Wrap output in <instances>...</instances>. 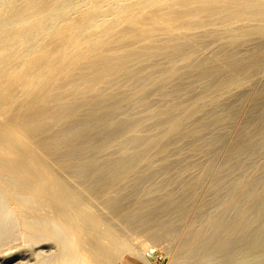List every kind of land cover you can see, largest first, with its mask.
Returning a JSON list of instances; mask_svg holds the SVG:
<instances>
[{"label":"bare ground","instance_id":"1","mask_svg":"<svg viewBox=\"0 0 264 264\" xmlns=\"http://www.w3.org/2000/svg\"><path fill=\"white\" fill-rule=\"evenodd\" d=\"M49 13L19 48L7 47L10 52L0 54V264H116L128 252L116 249L119 244L111 227L125 237L146 234L152 243L178 235L173 248L176 264H243L235 254L247 253L255 237L257 242L264 237V160L259 165L253 162L264 149V128L258 135L249 134L258 128L257 118L252 130L237 128L240 133L227 147L232 158L227 164L223 156L227 167L222 164L235 176L225 177L229 174L223 169L224 178L220 169L211 182V194L207 192L202 204L201 198L190 218L198 188L227 140L228 131L218 132V126L231 125L235 112L223 104L228 110L220 115L213 111L214 116L208 115L212 105L207 114L197 115L208 94L236 85L264 66V0H76ZM10 21L0 25V39L8 33L22 34L21 25L13 27L16 19ZM236 22H243L246 29L235 27ZM205 24L221 28H206L204 35L195 32ZM160 35L162 40L156 38ZM205 35L222 47L213 56L198 57ZM254 36L260 44L251 51L225 50L241 49ZM171 81L176 82L174 90L167 92ZM196 83L203 91L192 107H185L178 94L187 89L190 93ZM152 92L163 96L165 104L150 103ZM132 102L145 113L129 115ZM257 103L250 104L254 115L264 106ZM259 116L264 118V111ZM216 127V133H210ZM184 139L187 154L207 155L208 165L202 164L206 169L196 174L190 165L180 188L172 183L177 189L164 186H170L171 177L162 178L164 184L155 178L154 183L157 173L169 177L179 165L177 153L185 150L179 145ZM111 149L116 156L106 157ZM169 153L179 160L173 156L170 160ZM151 154L160 156L159 166ZM36 158L43 167L34 165ZM196 161L195 166L203 169ZM48 165L59 175L57 183L53 181L56 188L47 182ZM182 166L175 171L180 174L187 168ZM239 169L241 174H236ZM63 182L93 208L81 207L66 188V194L60 193ZM97 223L106 239L100 229L97 232ZM8 244L16 250L8 252ZM137 258L144 264L142 257Z\"/></svg>","mask_w":264,"mask_h":264},{"label":"rangeland","instance_id":"2","mask_svg":"<svg viewBox=\"0 0 264 264\" xmlns=\"http://www.w3.org/2000/svg\"><path fill=\"white\" fill-rule=\"evenodd\" d=\"M22 1V2H21ZM34 1V2H33ZM41 1H44L45 2V0H39V2H40V4L42 3ZM72 3H75V1L76 0H70ZM70 1H68V0H48V2H43V4H41V6L40 5H38L39 4V2H38V0H13V2H12V0H0V16H2V17H0V20H1V18H2V20L0 21V25L2 24V25H5L6 24V21L8 20H11L10 21V23L9 24H11V22L12 21H14L15 19H16V21H14V22H12L13 24H14V26L13 27H20V25H21V27H22V34H17V32H13V33H8V34H4V35H2L1 36V39H0V41H2V42H0V54H4V53H2V52H5V53H7V52H10V50H12L13 51V49H17V48H19L22 44V42H23V39L25 38V37H27L28 36V34L30 33V32H32V30L34 29V26L36 27L43 19H44V17H47V16H49V11L51 12V11H53L54 9H56V8H58L59 6H62L63 4H65V2L66 3H68V2H70ZM28 2V3H27ZM30 2H31V4L33 3V5H31L30 4ZM49 2H51V3H49ZM56 2V3H55ZM12 3H14V4H12ZM16 3V4H15ZM47 3V4H46ZM17 5V6H16ZM26 5H30L31 6V8H29L30 6H26ZM7 6V7H6ZM24 6H25V8H24ZM35 6V7H34ZM36 6L37 7H41L40 9H37L36 8ZM48 6H49V8H48ZM53 7V8H52ZM4 8V9H3ZM32 8H33V10H32ZM37 10H36V9ZM45 8V9H44ZM18 9V10H17ZM20 9V10H19ZM21 9H23V10H21ZM27 9V10H26ZM37 11V13H36V11ZM44 9V11H41V10H43ZM49 11H48V10ZM10 10V11H9ZM27 12H25V11ZM31 10V11H30ZM12 11V12H11ZM18 11V12H17ZM32 11H34V12H32ZM2 12H3V14H2ZM15 12V13H14ZM24 12H25V14H24ZM29 12H31V15H30V13ZM43 12H48V13H44L43 14ZM8 13V14H7ZM11 13V14H10ZM18 13V14H17ZM20 13V14H19ZM33 13H34V15H33ZM7 14V15H6ZM27 14V15H26ZM29 14V15H28ZM40 14V15H39ZM42 14V15H41ZM36 15V16H35ZM39 16V17H38ZM44 16V17H43ZM7 17V18H6ZM14 17V18H13ZM20 17H22V18H20ZM27 17V18H26ZM27 20V22L24 20ZM29 18V19H28ZM18 19V20H17ZM21 19L23 20V21H21ZM42 19V20H41ZM4 20V21H3ZM31 20V21H30ZM41 20V21H40ZM3 21V22H2ZM17 22V23H16ZM23 22V23H22ZM255 21H253V22H250L251 24L252 23H254ZM256 22H258V21H256ZM255 22V23H256ZM20 23V24H19ZM28 23V24H27ZM34 23V24H33ZM7 24H8V22H7ZM24 24V25H23ZM242 24H244L243 22H236V23H234L233 25L235 26V27H241L242 26V30H245L246 29V26H243ZM2 25H1V27H2ZM32 25V26H31ZM241 25V26H240ZM23 26H24V29H23ZM215 26V27H214ZM217 26V27H216ZM221 28V25H219V24H205V25H203V26H201V27H199L198 29H196L195 30V32L196 33H202V35H204L206 32H207V29L209 30V29H211V28H217V29H220L219 27ZM19 27L17 28V29H19ZM209 27V28H208ZM29 28V29H28ZM205 28V29H204ZM207 28V29H206ZM16 28H14V30H15ZM199 29H200V31H199ZM30 30V31H29ZM206 30V31H205ZM26 31V32H25ZM20 32V31H19ZM17 34V35H16ZM31 34V33H30ZM29 34V35H30ZM5 36H8V38L7 37H5ZM19 36V37H18ZM23 36V37H22ZM206 36V35H205ZM158 40H162L163 39V36L162 35H160V36H158V37H156ZM254 38H256L255 36H254ZM254 38H252V37H250L249 39H248V41H247V43L245 42L244 44H245V46H244V44H242V45H240V47H241V49L239 48V46L238 47H225V50L226 51H228L229 52V50L232 52V51H235V50H237L238 52H240L241 51V53H245L246 51L245 50H247V51H251L252 49L251 48H253L254 46H256V44H257V42L259 41L257 38L256 39H254ZM14 39V40H13ZM254 39V40H253ZM205 41H206V43L198 50V52H197V55L196 56H198V57H210V56H213V52H217V50H219L220 49V47H222V43H220L218 40H215V39H212V38H210V37H205ZM3 43V44H2ZM10 43V44H9ZM12 43V44H11ZM261 43H264V42H262L261 41ZM13 44H15V45H13ZM219 44H221V45H219ZM247 44V45H246ZM258 44H260V42H258ZM4 45V46H3ZM10 45V46H9ZM20 45V46H19ZM250 45H252V46H250ZM246 46H250V47H246ZM7 47L10 49V50H7ZM207 47V48H206ZM215 47V48H214ZM245 49H244V48ZM4 48V49H3ZM6 48V49H5ZM12 48V49H11ZM213 48V49H212ZM227 48V49H226ZM239 48V49H238ZM255 48V47H254ZM253 48V49H254ZM232 49V50H231ZM235 49V50H234ZM243 49H244V51H243ZM2 50V51H1ZM215 50V51H214ZM240 50V51H239ZM206 53H207V55H206ZM209 53V54H208ZM214 53V54H215ZM176 60L178 61V62H176ZM163 60H160V61H158V62H162ZM165 62V64L167 63L166 62V60L164 61ZM164 62H162L163 64H164ZM175 62L177 63V64H180L181 65V61L179 60V59H175ZM262 71V72H261ZM254 73V74H253ZM252 74H250V77L249 76H246V77H244V78H242L241 79V81L238 83V84H236V85H233V86H230V87H228V88H226V89H223V90H221V91H218V92H214V93H211V94H208L207 96H206V99H205V101H204V104L202 105V110H203V112H202V110H201V114L199 113L197 116H201V115H203L204 114V112H205V114H207L206 113V111L208 112V109H209V107L211 108L212 106H216V108H211V112H209L208 113V115L209 116H216V115H220V114H222L224 111H226V110H228V109H234L233 111L235 112L233 115V117H235V118H233V123H235V124H233L232 122L230 123L231 125H228V126H225V125H222V126H218L219 128L218 129H220V130H218V132H222V133H225L226 131H228V132H226L227 133V137H226V143L223 145V147L221 148V150H220V154H218L219 155V157H217V158H214L213 160H214V162H215V165H214V163H213V161L211 162V163H213V167H211L210 166V168H209V171L208 172H206V173H208L209 175L207 176L206 174V176L204 177V179H203V181H202V183L200 184V186H199V188H198V191H200V192H198V194H197V197L195 198V200H194V204L190 207V218L193 216V215H195V211L197 210V207H198V204L200 205V201H201V198H205L206 199V197H209V195L211 194V188H212V183L211 182H213L212 180L214 179V175L215 174H217V173H219V171H220V169L222 170V173H223V169H225L226 167H227V164H228V161H229V159H231L232 157H229L230 155H229V150L227 151V147H228V149H229V145H230V142H232V141H234V139H235V137H237L236 136V134L238 135L240 132L239 131H241V129L243 128V126H244V129H247V130H252V124L255 122V120H256V118H257V122L259 123L258 124V128L257 129H255V130H252V131H255V132H251V131H249V134H253V133H255V135H258V133H259V130L260 129H262V128H264V123L262 124V126H261V121H263L264 120V118H263V120L261 119V117L259 116L260 114H262L263 113V109H264V106H263V108H262V106H261V108L258 106V103L260 104V105H264V103H263V101H264V98H263V96H261V95H264V66H262L260 69H258V70H256L255 72H253ZM259 73V74H258ZM246 79V80H245ZM248 79V80H247ZM257 79V80H256ZM242 80H244V81H242ZM256 81V82H255ZM263 81V82H262ZM246 82H247V84H246ZM251 83V86H250V83ZM262 82V83H261ZM173 83H176L175 81H171L170 83H168L167 84V86H166V91L167 92H172V90H174V87H173V89H172V86H173ZM199 85L200 83H196V85ZM262 84V85H261ZM171 85V86H170ZM196 85H194V86H192L191 88L193 89V87L195 88V86ZM197 85V87L195 88V89H191L190 88V93L188 92V90L189 89H187L185 92L184 91H181V93H183L184 92V96H183V94L181 95V93H179L178 94V99H180L179 100V102H181L182 101V99L183 100H185L184 102L185 103H183V105L185 106V107H192L193 105H194V103L196 102V100L198 99V97L200 96V94L202 93V91H203V85L201 84V86H200V88H198L199 86ZM250 86V87H248V86ZM174 86H175V84H174ZM248 87V89H246L245 88V90H244V87ZM235 87V89H233ZM240 87V88H239ZM257 87H259V88H257ZM168 88H170L169 90H167ZM230 88V89H229ZM193 92H192V91ZM195 90V91H194ZM201 92H200V91ZM237 90V93L235 94L234 93V91H236ZM239 90V91H238ZM247 90H248V93L247 94H245L244 92H247ZM224 91V92H223ZM242 91V92H241ZM188 92V93H187ZM156 93V94H155ZM155 93H150L151 95H149V97L148 98H150V96H151V98L150 99H152L151 101L152 102H150V103H155V104H158L159 106L160 105H164L163 104V101H165L164 99H163V96H161L160 95V97H161V99H160V97H159V94L157 93V92H155ZM189 96V97H187L186 96V94ZM240 94V98H242V96H243V98L240 100V98H239V95H237V94ZM255 93V94H254ZM155 94V95H154ZM227 94V95H226ZM231 94V95H230ZM234 94V95H233ZM158 95V96H157ZM212 95L215 97V99H214V97H212ZM230 95V96H229ZM236 95V96H235ZM246 95V96H245ZM224 96V97H223ZM226 96V97H225ZM229 98H228V97ZM238 96V97H237ZM245 96V97H244ZM260 96L262 97V98H260ZM157 97H159V98H157ZM182 97V98H181ZM184 97V98H183ZM193 97V98H192ZM231 97V98H230ZM232 97H236V98H238L239 100H237L236 98L234 99H232ZM155 98L156 99H158L157 101L155 100ZM186 98H187V100H186ZM191 100H190V99ZM226 99V101H225V99ZM246 98V99H245ZM160 99V100H159ZM163 99V100H162ZM222 100V99H224L222 102L220 101V100ZM229 99H232V100H235V102H231ZM254 99V100H253ZM256 99V100H255ZM149 100V99H148ZM228 100V101H227ZM243 100H245L244 101V103L242 104V101ZM150 101V100H149ZM161 101H162V104H161ZM207 101V102H206ZM230 101V102H229ZM238 101V102H237ZM251 101V102H250ZM253 101V102H252ZM261 101V102H260ZM158 102H160V103H158ZM212 102V103H211ZM217 102H220V104H218ZM225 102H227V104L225 103ZM258 102V103H257ZM181 103V104H182ZM217 104V105H220L219 107L217 106V105H214V104ZM222 103V104H221ZM232 103V104H231ZM234 103V104H233ZM236 103V104H235ZM257 103V106L259 107V113L258 114H256V115H254V114H252V110H251V108L253 107L252 105H254V104H256ZM263 103V104H262ZM135 103H133L132 102V104H131V106H135V107H132V108H135V109H131V106H130V108L129 107H127L128 109H127V111L129 110V112H128V114L129 115H133V113H135L136 114V116H138V115H140L139 113H140V110L141 111H145L144 110V108L142 107V106H140V105H137V104H135ZM223 104H225V105H228V109H224V107H226L225 105H223ZM242 104V105H241ZM248 104H249V107H248ZM250 104H252V105H250ZM207 105V107H205ZM210 105V106H209ZM212 105V106H211ZM229 105H231V106H233V107H229ZM236 105V106H235ZM238 105V106H237ZM222 106H223V108H222ZM140 109H139V108ZM218 107V108H217ZM241 107H243V108H241ZM138 108V109H137ZM214 109H215V111L217 110L218 112L216 113L215 111H214ZM218 109H224L223 111H219ZM236 109V110H235ZM261 109V110H260ZM131 110V111H130ZM133 110H135L134 112H132ZM139 110V111H138ZM210 110V109H209ZM246 110H248V111H246ZM263 110V111H262ZM126 111V112H127ZM212 111L215 113L214 115H213V113H212ZM143 112H141V114H144ZM220 112V113H219ZM245 112H246V114H245ZM248 112V113H247ZM251 112V113H250ZM138 113V114H137ZM236 113H237V117H236ZM250 113V114H249ZM254 117V119H253V117ZM133 116H135V115H133ZM205 116V115H204ZM257 116V117H256ZM260 117V119H258L259 117ZM194 117V116H193ZM246 117V118H245ZM237 118V119H236ZM245 118V119H244ZM248 118V119H247ZM0 119H1V117H0ZM194 119H196V118H191V119H189V120H191V121H193ZM235 119V120H234ZM246 120V122L244 121V120ZM240 121V122H239ZM264 122V121H263ZM244 125H243V124ZM245 123H247V125H245ZM249 123V124H248ZM242 124V125H241ZM251 125V126H250ZM230 126V127H229ZM245 126H247V127H245ZM221 127V128H220ZM223 127H226V128H224V130H222V128ZM238 127H240L239 128V130L237 129ZM228 128V129H227ZM213 130H212V132H210V133H213L214 134V132L216 133V129H217V127L216 128H212ZM233 129V130H232ZM259 129V130H258ZM257 131V132H256ZM152 132H154V129H151L150 130V134L152 133ZM208 133V132H207ZM229 133H231V134H229ZM236 133V134H235ZM257 133V134H256ZM213 134H205V135H213ZM226 135V134H225ZM229 135V136H228ZM235 136V137H234ZM232 138V139H231ZM185 140V139H184ZM184 140H182V141H184ZM182 141H181V143H179V145H181V144H183V146L185 145V143H186V145H188V141H187V139L184 141V143H182ZM184 146V149L186 150V153H183L185 150L183 149V146L181 147L182 148V150H184L183 152L181 151L180 153H177L178 154V156L180 155V158L179 159H183L184 160V158H186V160H184V162H181V160L179 161V165H177L176 166V168L179 170L180 168H181V164L182 163H185L182 167L184 168V166H186L185 168L186 169H181L180 170V174L178 173L179 171L177 170V172L175 171V169L173 170V171H171L172 172V174H176V173H178V174H176V175H174V177L176 176V178H174L173 177V175L171 174V172H170V174L172 175H170L169 177H167V176H164V174H162L161 172H160V174L159 173H157L155 176H154V179H153V182L155 183V181H156V183H158L159 182V180H160V182H161V180H162V178L165 180V181H168L169 180V178L171 179V181H169V183H171L170 184V186L168 185V183L166 184L165 183V181L163 182V180H162V182H163V184H164V186L166 187V188H169V187H171V186H173V188H174V184H175V186H177L178 188H180V182L182 181V177H185L186 175H188L189 173H190V170L188 171V169H191L192 167V165H193V171L196 173V174H200V173H202L203 172V170H205L206 168V165H208V159H207V155H205V154H202V153H193V155L191 156L190 154H192V153H190L189 151H188V154H187V146ZM189 146V145H188ZM186 147V148H185ZM114 150H112L111 149V151L109 152L110 153V155L108 156H106V154H104L106 157H112V156H116L115 154V151L113 152ZM222 151V152H221ZM225 151H227V152H225ZM111 152L112 153H114V155L112 154L111 155ZM108 153V154H109ZM182 153L184 154V155H182ZM174 154L175 153H171V155H170V153L169 154H167V157L168 158H170V160H173V158H175L174 160H179V159H177L178 157H175L177 154H175V156H174ZM185 154L187 155V156H189V157H186L185 156ZM194 154H197L195 157H194ZM102 155V156H101ZM101 155H99V156H101V158H106V157H104V155L103 154H101ZM182 155V156H181ZM200 155V156H199ZM203 155H205L204 157H203ZM227 155H229V156H227ZM151 157H153L154 158V160L156 161V159H157V161H158V158L160 157L159 155H155L154 156V154H151L150 155ZM172 156H173V158H172ZM223 156H226L225 157V159H226V162H227V164H226V162H225V159H223L224 157ZM183 157V158H182ZM192 157H194V158H192ZM199 157H200V159H199ZM206 157V158H205ZM228 157V158H227ZM205 158V159H204ZM209 158V157H208ZM256 158V159H255ZM258 158H260V159H258ZM187 159H189V162L187 161ZM203 160V161H205V163H203V162H197L196 160ZM252 159H253V157H252ZM257 159H258V161H257ZM262 159V160H261ZM182 160V161H183ZM220 160V161H219ZM253 160H256V161H253L255 164L257 163L258 165L264 160V149H263V151H262V153L260 154V155H258V156H254V159ZM156 161V162H157ZM186 161V162H185ZM190 161H192L191 163H190ZM195 161H196V164H201V166H203V169H201V168H199L200 167V165H196L195 166ZM250 161H251V159H250ZM38 162H39V159L38 158H36V164H34L35 166H37V167H43L44 165H42V164H38ZM221 163V165H220V163ZM252 162V163H253ZM161 163V161L159 160L156 164H155V162L153 163L155 166H159V164ZM225 163V166L226 167H224V166H222V164H224ZM253 163V164H254ZM202 164H204L205 165V167H204V165H202ZM191 165V166H190ZM220 165V166H219ZM49 166V168H50V174L48 175V177H47V182L50 184V185H52V186H54L53 188H56V184L54 183V182H56V180L58 179V178H56V177H59V175L58 174H56L57 172H55L54 170L55 169H52L53 167L52 166H50V165H48ZM217 166H219V167H217ZM179 167V168H178ZM199 169V170H198ZM212 169V171H210ZM227 169H225V171H226ZM242 170V169H241ZM246 170H247V174H248V172H249V169L248 168H246ZM174 171H175V173H174ZM228 171V170H227ZM226 171V173H228L229 175H227V176H225V177H227L228 178V176H232V174L235 176V174L234 173H229V171L227 172ZM238 171H240V169L239 170H237V172L235 171V173L237 174V173H240V172H242V171H240V172H238ZM55 172V174H53ZM210 172V173H209ZM221 172V171H220ZM186 173H188V174H186ZM194 173V174H195ZM160 175V179H159V177H157V175ZM186 174V175H185ZM211 174V175H210ZM224 174L225 173H223V174H221L223 177H224ZM241 174V173H240ZM244 174H246L244 171H243V175ZM158 175V176H159ZM161 175H163V176H161ZM177 175H180V177L179 176H177ZM183 175V176H182ZM182 176V177H181ZM213 176V177H212ZM53 177V178H52ZM177 177H178V179H177ZM224 177V178H225ZM233 177V176H232ZM155 178H157L156 180H155ZM167 178V179H166ZM48 179H49V181H48ZM55 179V180H54ZM177 181H179V182H177ZM206 179V180H205ZM155 180V181H154ZM211 180V181H210ZM51 181V182H50ZM54 181V182H53ZM58 181V180H57ZM158 181V182H157ZM173 181V182H172ZM205 181V182H204ZM159 182V183H160ZM57 183V182H56ZM172 183H174V184H172ZM62 184H64L63 186H64V189H63V186H62V188H61V191H60V193H64V191L63 190H65V188L67 189V195L68 196H70V194H72V196H74L75 198H78V201L80 202V204H81V207H90V208H93V206H91L92 204H90L87 200H85V198L83 197V196H80V194H78V192L74 189V187L71 185L70 186V183H67V182H63ZM68 184H69V186H68ZM209 185V186H208ZM211 186V187H210ZM71 187V188H70ZM208 187H210V189L208 188ZM70 188V189H69ZM74 191H76L77 192V194L76 193H73V190ZM174 189H177L176 187L174 188ZM68 190H69V194H68ZM210 190V191H209ZM65 192H66V190H65ZM209 193V195H207L208 193ZM64 194H66V193H64ZM77 195V196H76ZM79 195V196H78ZM207 195V196H206ZM206 196V197H205ZM71 197V196H70ZM83 197V198H82ZM202 199V201H201V204H202V202L205 200V199ZM86 201V202H85ZM197 206V207H196ZM201 206V205H200ZM199 206V207H200ZM194 210V211H193ZM194 213V214H193ZM102 222H104V223H102ZM100 224H102L103 225V227H107V224L105 225V223H107V222H105L104 220H101L100 222H99ZM99 223H97L98 224V227L96 228V230H97V232H99V230L98 229H100V232H99V234H101V232L102 233H105V234H102V237H105L104 239H106L107 238V233L103 230V227H102V225H100ZM100 226V227H99ZM111 229L114 231V236H113V238H115V243L118 245L119 244V246H116L115 248L116 249H118L119 250V248H120V251L122 250L123 252H124V250H126V252H128V254H126V256H124L121 260H119L117 263L118 264H140L141 262H140V260L137 258V256H140V257H142V259H143V262H144V264H176L177 263V256L176 257H174V255H175V253H174V251H173V248H174V246L177 244V242L179 241V236L178 235H176V236H174V237H171L170 239H168L167 238V240L166 239H163V241H157V242H155V241H153V243H152V241H150V240H152V239H149V237L146 235V234H143V233H139V232H134V233H129V234H127V236L128 237H125L126 236V234L125 233H123V232H118L119 230H117L116 231V233H115V229H114V227H111ZM121 234L120 236H118L119 234ZM122 233H123V235L125 234V236H123L122 235ZM97 234V233H96ZM116 234H118L117 236H116ZM105 235V236H104ZM107 235V236H106ZM148 237H146V236ZM122 236V237H121ZM138 236V237H137ZM120 237V238H119ZM176 237L178 238V239H176ZM116 238H118L117 240H116ZM125 238H127V239H125ZM255 238H257V237H255ZM254 238V239H255ZM121 239V240H120ZM123 239V240H122ZM149 239V240H148ZM176 239V240H175ZM253 239V241L255 242V243H253V241H252V246H254L253 248L250 246V249L252 248V250H248L247 249V253L246 252H243L242 251V253H245V254H243L242 256H241V254L242 253H239V252H237V256H236V254H235V259H236V261L237 262H239L240 263V258H241V261H243V264H264V237H263V241H261L262 240V238H259V240H258V242L256 241V239L254 240ZM169 241V242H168ZM171 241V242H170ZM259 241H261L260 243H259ZM18 242V241H17ZM256 242H257V246H255L256 245ZM152 243V244H151ZM174 243V244H173ZM17 244H19V243H17ZM173 244V245H172ZM9 245V244H8ZM12 245H13V243H12ZM11 245V246H12ZM172 245V246H171ZM10 246V245H9ZM9 247L10 248V250H9V248L7 249V250H9L8 252H10V251H12L11 250V248L13 249V248H15V247ZM14 246H15V244H14ZM5 247V246H4ZM4 247H2V249H4L5 250V248ZM124 247V248H123ZM127 247V248H126ZM14 250H16V249H13V251ZM3 251V250H2ZM245 251H246V249H245ZM249 251V252H248ZM6 252V251H5ZM8 252H6V253H8ZM2 254H4V252H1ZM5 253V254H6ZM239 254H240V256H239ZM243 257H245V259H243ZM235 259H233V260H235ZM175 261H176V263H175ZM116 263V264H117ZM242 263V262H241Z\"/></svg>","mask_w":264,"mask_h":264}]
</instances>
